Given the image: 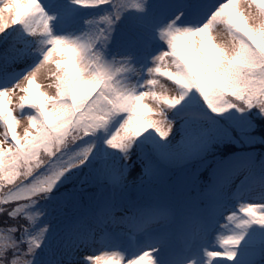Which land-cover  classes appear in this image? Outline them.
<instances>
[{"label": "snow or ice", "instance_id": "1", "mask_svg": "<svg viewBox=\"0 0 264 264\" xmlns=\"http://www.w3.org/2000/svg\"><path fill=\"white\" fill-rule=\"evenodd\" d=\"M0 264H264V0H0Z\"/></svg>", "mask_w": 264, "mask_h": 264}, {"label": "rangeland", "instance_id": "2", "mask_svg": "<svg viewBox=\"0 0 264 264\" xmlns=\"http://www.w3.org/2000/svg\"><path fill=\"white\" fill-rule=\"evenodd\" d=\"M185 48H186V46H185ZM56 58H58V57L54 56V59H56ZM38 82L41 83V84H46L47 83V81L45 79H43V77H38ZM33 91L36 92L35 86H33ZM22 125H23V122H21V125H19V127H22Z\"/></svg>", "mask_w": 264, "mask_h": 264}]
</instances>
